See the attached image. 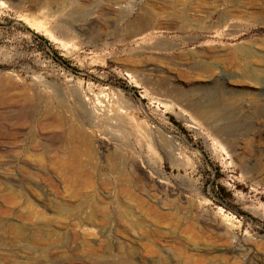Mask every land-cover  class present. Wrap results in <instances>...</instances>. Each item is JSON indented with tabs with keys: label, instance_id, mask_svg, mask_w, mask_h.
<instances>
[{
	"label": "rangeland",
	"instance_id": "rangeland-1",
	"mask_svg": "<svg viewBox=\"0 0 264 264\" xmlns=\"http://www.w3.org/2000/svg\"><path fill=\"white\" fill-rule=\"evenodd\" d=\"M0 264H264V0H0Z\"/></svg>",
	"mask_w": 264,
	"mask_h": 264
},
{
	"label": "bare ground",
	"instance_id": "bare-ground-1",
	"mask_svg": "<svg viewBox=\"0 0 264 264\" xmlns=\"http://www.w3.org/2000/svg\"><path fill=\"white\" fill-rule=\"evenodd\" d=\"M140 24V23H139Z\"/></svg>",
	"mask_w": 264,
	"mask_h": 264
}]
</instances>
